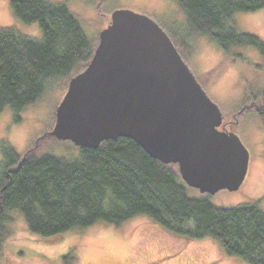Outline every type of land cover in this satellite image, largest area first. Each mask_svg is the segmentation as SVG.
I'll list each match as a JSON object with an SVG mask.
<instances>
[{
    "label": "trees",
    "instance_id": "16d2710c",
    "mask_svg": "<svg viewBox=\"0 0 264 264\" xmlns=\"http://www.w3.org/2000/svg\"><path fill=\"white\" fill-rule=\"evenodd\" d=\"M173 1L187 20L183 29L168 33L182 56L191 53L196 36L204 35L223 50L227 62L222 67L241 58L234 56L237 47L257 49L264 62V42L231 23L236 13L264 8V0ZM11 7L24 23H39L43 35L37 40L0 28V114L9 107L20 122L28 106L82 72L98 44L66 3L11 0ZM245 97L247 101V92ZM41 138L38 142L62 144L52 136ZM54 142L40 150L36 143L25 155L10 144L2 149L0 259L7 256L14 215L20 212L28 230L47 240L99 222L119 226L144 215L186 241L213 238L226 255L264 264V210L259 203L219 207L209 197H193L177 165L161 163L129 138L107 140L96 149L78 147L77 157L61 156ZM77 260L69 251L60 264Z\"/></svg>",
    "mask_w": 264,
    "mask_h": 264
},
{
    "label": "rangeland",
    "instance_id": "374dc122",
    "mask_svg": "<svg viewBox=\"0 0 264 264\" xmlns=\"http://www.w3.org/2000/svg\"><path fill=\"white\" fill-rule=\"evenodd\" d=\"M66 3L78 17L86 33L99 43L116 10H131L154 19L167 33L186 26V16L173 0H50ZM185 21V23H183ZM232 24L242 33L258 36L264 42V8L239 12ZM185 24V25H184ZM0 28H12L32 39H42L39 23L26 24L15 16L11 0H0ZM191 53L183 57L209 97L220 107L227 129L234 131L250 152L247 176L236 191L223 189L214 195L189 187L193 197H209L214 205L231 207L241 203H259L264 210V62L253 47H237V60L222 67L224 54L210 37L196 36ZM190 50V49H189ZM187 50V51H189ZM78 72H74L71 78ZM71 78L60 81L35 104L21 113L15 122L8 107L0 114V163L2 149L12 145L25 155L36 143L39 150L54 140L39 141L56 123V111L67 93ZM247 92V101L245 97ZM261 113L243 108H254ZM236 116V119H234ZM233 121V123H230ZM236 122V123H235ZM55 143L61 156L77 157V146L70 141ZM70 144V145H67ZM52 148V147H50ZM14 236L0 264H60L69 251L77 255L76 264H247L243 259L225 254L213 238L186 241L139 215L119 226L99 222L82 231H72L45 239L28 230L24 216L14 215Z\"/></svg>",
    "mask_w": 264,
    "mask_h": 264
},
{
    "label": "water",
    "instance_id": "95a60500",
    "mask_svg": "<svg viewBox=\"0 0 264 264\" xmlns=\"http://www.w3.org/2000/svg\"><path fill=\"white\" fill-rule=\"evenodd\" d=\"M186 63L171 36L151 17L116 10L86 68L70 79L44 135L96 149L134 140L187 186L203 194L238 190L250 152Z\"/></svg>",
    "mask_w": 264,
    "mask_h": 264
},
{
    "label": "flooded vegetation",
    "instance_id": "af4514ba",
    "mask_svg": "<svg viewBox=\"0 0 264 264\" xmlns=\"http://www.w3.org/2000/svg\"><path fill=\"white\" fill-rule=\"evenodd\" d=\"M255 103H257V102H255ZM255 103H250V104H254L255 106H254V108H248L249 106H247V107H245V108H243V110H252V111H256V112H259V113H261V110H260V108H258V106H256L257 104H255ZM264 113V112H263ZM234 119H236V116H234ZM230 123H233V121H231ZM236 123V122H235ZM227 123L225 124V122L223 123V126H222V129L223 130H228V131H230L229 129H227ZM232 130V129H231Z\"/></svg>",
    "mask_w": 264,
    "mask_h": 264
},
{
    "label": "bare ground",
    "instance_id": "6f19581e",
    "mask_svg": "<svg viewBox=\"0 0 264 264\" xmlns=\"http://www.w3.org/2000/svg\"><path fill=\"white\" fill-rule=\"evenodd\" d=\"M75 76V75H74ZM228 131V130H227Z\"/></svg>",
    "mask_w": 264,
    "mask_h": 264
}]
</instances>
